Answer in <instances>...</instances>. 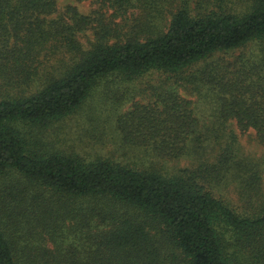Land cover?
<instances>
[{
	"label": "trees",
	"instance_id": "trees-1",
	"mask_svg": "<svg viewBox=\"0 0 264 264\" xmlns=\"http://www.w3.org/2000/svg\"><path fill=\"white\" fill-rule=\"evenodd\" d=\"M94 1L0 0V264H264L262 167L227 130L264 144V0ZM114 79L148 97L116 114L118 146L191 167L57 146L52 124ZM180 88L212 92V140Z\"/></svg>",
	"mask_w": 264,
	"mask_h": 264
},
{
	"label": "rangeland",
	"instance_id": "rangeland-1",
	"mask_svg": "<svg viewBox=\"0 0 264 264\" xmlns=\"http://www.w3.org/2000/svg\"><path fill=\"white\" fill-rule=\"evenodd\" d=\"M58 8L62 10L66 5L75 6L81 13L90 14L98 9L99 4L94 0H56ZM169 0L166 7L172 11L175 10L178 0ZM171 3V5H170ZM170 15L167 13L165 19H160L157 23L159 26H166ZM92 31H86L81 36L84 41L92 38ZM259 45L256 43L248 44L246 47L231 51L229 53L217 54L213 59H232L239 52L258 54ZM196 68V66L194 67ZM155 79V78H154ZM153 79V80H154ZM141 79L129 83L123 79L113 80L111 84L105 86L100 83L95 87L91 95L85 100L80 108L69 116L56 121L52 127L60 128L59 136L63 143H57L65 151H77L78 155L84 158L106 157L114 161H123L138 167H153L161 172H176L182 167H191L193 159L185 157L171 162H160L151 158L145 153H138L125 147H119L116 140L114 128V118L121 111H126L131 107L133 99L142 98L144 101L147 95L138 93V89L143 85ZM126 82V83H124ZM110 89V91H108ZM121 92V93H118ZM179 92L191 101L192 109L201 123V133L212 140V128L217 126L215 118V98L210 90L200 88L199 91L181 89ZM130 94V99L125 97ZM228 129H232L237 137V147L245 156L258 160L261 164L262 183L261 192L264 194V144L260 143L253 131L239 132L234 123H227ZM116 144H115V143ZM74 150V151H73ZM77 154V153H75ZM230 198L233 207H242V202L238 199L237 194L232 192L226 193ZM257 206L256 202H253ZM253 206V207H254Z\"/></svg>",
	"mask_w": 264,
	"mask_h": 264
}]
</instances>
